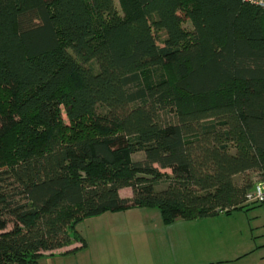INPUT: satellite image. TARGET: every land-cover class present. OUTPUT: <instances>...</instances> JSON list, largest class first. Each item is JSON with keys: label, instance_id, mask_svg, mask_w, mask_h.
<instances>
[{"label": "trees", "instance_id": "16d2710c", "mask_svg": "<svg viewBox=\"0 0 264 264\" xmlns=\"http://www.w3.org/2000/svg\"><path fill=\"white\" fill-rule=\"evenodd\" d=\"M119 4L0 0V264L85 246L77 224L107 211L262 205L246 195L264 180V9Z\"/></svg>", "mask_w": 264, "mask_h": 264}, {"label": "rangeland", "instance_id": "374dc122", "mask_svg": "<svg viewBox=\"0 0 264 264\" xmlns=\"http://www.w3.org/2000/svg\"><path fill=\"white\" fill-rule=\"evenodd\" d=\"M120 9L119 0H114ZM184 26L191 28V22ZM143 157L139 153L134 156L136 160ZM254 173L239 176V182L245 177H252ZM166 182L158 188L167 187ZM130 193V190H127ZM127 191H123L126 194ZM244 212L234 211L233 216L220 214L208 218L178 219L171 224H166L161 212L155 207H136L119 211H107L101 215L85 217L76 226L78 234L85 239L77 241L63 251H54L55 257H45L41 264H68L71 259L63 257L66 253L78 252V260L84 258V264H100L97 253H103L104 259L112 256L113 252H133L135 257L132 264H189L191 254L197 248L193 241L194 235L205 234L204 230L214 229L216 233L225 232L224 221H241ZM247 217V216H246ZM206 221V222H205ZM215 221L216 223L208 222ZM221 221V222H220ZM218 223V224H217ZM222 233V232H221ZM63 252V253H62ZM52 254V256H53ZM102 255V254H101ZM58 256V257H57ZM87 259V260H85ZM80 264V263H79Z\"/></svg>", "mask_w": 264, "mask_h": 264}, {"label": "crops", "instance_id": "0c3cea01", "mask_svg": "<svg viewBox=\"0 0 264 264\" xmlns=\"http://www.w3.org/2000/svg\"><path fill=\"white\" fill-rule=\"evenodd\" d=\"M124 190L127 191L130 188L121 190L123 197L132 196V191L123 194ZM236 211L244 212V217L239 219L241 221H224L227 224L225 232L216 233L214 229L208 231L206 229L205 234L193 236V241L199 249L192 252L189 264H264V204L248 205ZM233 213L234 211L229 216H233ZM66 248L62 250L72 251ZM66 254L68 255L63 257L72 260L68 264H84V258L74 261L78 257V252ZM95 255L99 256L97 260L100 264H132L136 256L135 253L127 251L113 252L112 256H107L106 260L102 252ZM45 257L55 256L47 253Z\"/></svg>", "mask_w": 264, "mask_h": 264}, {"label": "built area", "instance_id": "2783aa9c", "mask_svg": "<svg viewBox=\"0 0 264 264\" xmlns=\"http://www.w3.org/2000/svg\"><path fill=\"white\" fill-rule=\"evenodd\" d=\"M264 9V0H243ZM246 199L251 204H264V180H258L247 193Z\"/></svg>", "mask_w": 264, "mask_h": 264}]
</instances>
